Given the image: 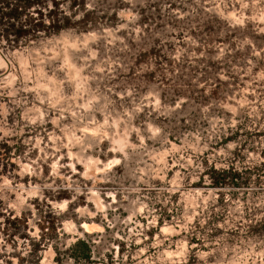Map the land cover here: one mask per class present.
<instances>
[{
	"label": "clouds",
	"instance_id": "clouds-1",
	"mask_svg": "<svg viewBox=\"0 0 264 264\" xmlns=\"http://www.w3.org/2000/svg\"><path fill=\"white\" fill-rule=\"evenodd\" d=\"M0 264H264V0H0Z\"/></svg>",
	"mask_w": 264,
	"mask_h": 264
}]
</instances>
